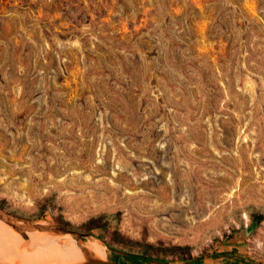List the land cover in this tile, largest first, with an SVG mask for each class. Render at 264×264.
Returning <instances> with one entry per match:
<instances>
[{
    "label": "rangeland",
    "instance_id": "rangeland-1",
    "mask_svg": "<svg viewBox=\"0 0 264 264\" xmlns=\"http://www.w3.org/2000/svg\"><path fill=\"white\" fill-rule=\"evenodd\" d=\"M0 201L264 264V0H0Z\"/></svg>",
    "mask_w": 264,
    "mask_h": 264
},
{
    "label": "bare ground",
    "instance_id": "bare-ground-1",
    "mask_svg": "<svg viewBox=\"0 0 264 264\" xmlns=\"http://www.w3.org/2000/svg\"><path fill=\"white\" fill-rule=\"evenodd\" d=\"M26 242L0 220V262L4 264H80L90 255L106 258V250L94 238L76 242L71 235L29 233Z\"/></svg>",
    "mask_w": 264,
    "mask_h": 264
},
{
    "label": "trees",
    "instance_id": "trees-1",
    "mask_svg": "<svg viewBox=\"0 0 264 264\" xmlns=\"http://www.w3.org/2000/svg\"><path fill=\"white\" fill-rule=\"evenodd\" d=\"M3 203L4 201H0V208H4ZM43 212L44 211H41L40 214L36 215V218H41ZM105 219L106 217L104 215L90 218L88 221L80 225L78 229L83 233L94 236L108 247H112L131 254L129 257H124L128 263L138 264L139 261H144L146 263L155 261L168 264L169 261L188 262L193 260V263L197 264L201 261V257L194 259V257L191 256L190 247L187 245L155 246L149 243L132 241L115 232L112 234V237L107 240L105 235L99 232L106 227ZM253 220L257 223H260L264 221V216L254 215ZM55 223L62 228L70 230L73 229L70 227L69 223H63L59 219L55 220ZM114 255L117 258L120 257L119 255ZM113 261H117V259H114Z\"/></svg>",
    "mask_w": 264,
    "mask_h": 264
},
{
    "label": "water",
    "instance_id": "water-1",
    "mask_svg": "<svg viewBox=\"0 0 264 264\" xmlns=\"http://www.w3.org/2000/svg\"><path fill=\"white\" fill-rule=\"evenodd\" d=\"M0 220L4 224H6L10 228H12L14 231H16L22 237V239H24L26 242L29 240L28 234L34 233V232L46 233V234L48 233V234H52L54 236H63V235L69 234L78 243L84 242L85 238H94V236H91L89 234L78 233V232L62 229L56 225H53L49 222H45L42 220H33V219L25 218V217H19L16 215H12L3 209H0ZM94 239H96V238H94ZM96 240H98V239H96ZM99 242L110 253H113V254H116L119 256H123V257H129L131 255V254H128L124 251H121V250H118V249H115L112 247H108L105 244H103L101 241H99ZM149 263L150 264H167V263H159V262H155V261H150ZM0 264H4V263L0 262ZM80 264H132V263H128V262H124V261H109L107 258L99 259V258H96V257L90 255L86 251L85 260Z\"/></svg>",
    "mask_w": 264,
    "mask_h": 264
}]
</instances>
